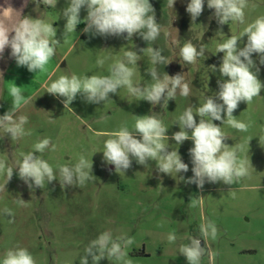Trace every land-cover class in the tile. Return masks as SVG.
I'll list each match as a JSON object with an SVG mask.
<instances>
[{
	"label": "rangeland",
	"instance_id": "1",
	"mask_svg": "<svg viewBox=\"0 0 264 264\" xmlns=\"http://www.w3.org/2000/svg\"><path fill=\"white\" fill-rule=\"evenodd\" d=\"M189 2L176 0L171 10L167 7V0H150L157 23L173 34L177 29L181 46L186 40L197 45L206 44V58H200L192 65L183 63L179 47L168 43L163 31L150 44L139 35H134L129 41L124 36L103 37L84 33L86 8L80 11L82 22L75 32L64 39L66 19L63 9L70 0H58L55 9L46 8L42 3L37 5L31 0L30 17L52 23L57 29L54 38L61 45L43 73L18 67L10 55L0 81V115L12 106L8 88L13 82L22 87L23 94L30 100L17 114L28 116L25 128L31 135L16 141L5 135L0 139V159L12 164L21 159V152L32 151L36 142L50 137L56 151L49 148L42 154H34L48 161L57 179L46 183L43 189L35 187L33 190L19 178L18 170H14L6 191L0 193V260L7 249L19 245L29 249L36 264H80L88 243L100 233L111 230L113 237L127 234L135 238V243L126 250L133 264H188L179 253V245L187 243L189 236L199 235L200 223L212 220L219 229V237L215 241L209 240L208 245L219 255L212 261L205 256L202 264H264V142L259 140L264 135V88L251 104L241 102L233 113L238 120L250 123L247 132L213 121L229 136L225 143L243 146L239 156L248 159L253 167L249 169L250 175L239 183L231 186L222 182L205 183L202 190L195 184L186 183L193 175L189 154L193 142L186 140L178 146L171 139L173 133L180 130L176 123L178 116L188 106L199 107L205 96H213L219 91L217 81L221 74L211 70L212 65L218 69L222 62L223 53L215 54L216 45L231 35H239L247 23L264 15V0H248L245 24L222 26L213 16L214 10L207 8V0L202 15L193 25L186 11ZM246 42L247 37L244 36L238 43L243 47ZM147 47L162 49V55L171 61L168 65L156 66L161 77L165 72L185 75L191 87L189 97L177 94L176 99L170 100L164 109L161 105L153 106L147 101L137 100L128 94L126 88H121L117 93H110L108 101L98 104L88 103L78 94L69 105L72 112L64 107V98L46 92L47 86L61 75H108L110 66L122 58L126 50L136 51L141 56L133 81L150 83L151 76L147 72L151 67L149 55L141 51ZM252 58L260 68L258 78L264 83V65L259 64L257 54L254 53ZM98 60L104 61L102 66ZM49 73H54L51 80ZM153 112L159 114L168 127L169 151L178 147L189 171L177 175L172 173L171 176L160 173L156 161H148L149 167L145 168L133 160L132 166L124 173H116L114 165L104 161L105 140L122 125L132 129L135 116ZM105 115L109 118L103 119ZM49 117L55 121L50 123ZM195 119L198 123L200 117L197 115ZM81 154L92 159V175L97 179L86 182L82 187L70 185L62 189L57 166H72ZM181 176L183 180L179 179ZM4 182L5 177L0 176V184ZM200 197L202 204L195 208L189 206L192 199ZM16 198L28 203L19 207L15 203ZM5 207L13 211L14 223H9L11 217L3 214ZM170 232H175L176 243H168ZM99 264L118 262L104 258Z\"/></svg>",
	"mask_w": 264,
	"mask_h": 264
},
{
	"label": "clouds",
	"instance_id": "2",
	"mask_svg": "<svg viewBox=\"0 0 264 264\" xmlns=\"http://www.w3.org/2000/svg\"><path fill=\"white\" fill-rule=\"evenodd\" d=\"M34 2L55 9L58 0ZM175 3L176 0H167V7L172 10ZM26 4L27 0L25 6ZM204 6L205 0H190L187 4L186 11L193 25H196L195 22L202 15ZM247 7L248 0H207V8L214 10L213 16L221 26L230 23L245 24ZM82 8L87 10L84 33L103 37L124 36L129 41L134 35H139L150 44L156 41L163 31L166 41L174 47H179V57L184 64L192 65L198 59L206 58V44L197 45L192 40H186L181 46L177 29L175 34L168 29H162L161 24L156 21L150 0H70L69 5L63 9V17L66 19L64 39L68 34L75 32L77 25L82 22ZM0 9L9 12L6 18L0 19V59L3 58L5 49L10 48V55L18 67H26L29 72H46L47 65L56 56V49L61 45L59 40L54 38L57 29L43 18L21 16L10 4L7 7L0 6ZM12 33L14 35H11ZM218 33L222 31L218 30ZM244 36L247 37V42L240 47L238 42ZM141 51L149 55L151 67L147 72L151 76L150 83L133 81L137 61L141 56L136 51L126 50L123 57L110 66L108 75H61L47 86L46 92L64 98V107L72 112L69 105L78 94L82 95L86 102L98 104L108 101L109 94L117 93L121 88H126L128 94L137 100L147 101L153 106L161 105L164 109L170 100L176 99L177 94L189 97L191 87L183 73L169 75L165 72L162 77L159 74L156 66L168 65L171 62L162 55V49L147 47ZM216 53H223L219 68L211 66L213 72L218 71L221 74V79L217 81L219 91L213 96H205L199 107L188 106L177 118L176 123L180 130L171 137L178 146L186 140L193 142V147L189 149L193 175L185 182L195 184L201 190L205 183L222 182L231 186L250 175V161L239 156L243 146H229L225 143L229 136L213 121H220L222 125H228L240 132H247L251 126L250 123L238 120L233 113L241 102L251 104L264 88V83L258 78L260 68L252 58L254 53L257 54L259 64L264 65V15L247 23L239 35H231L222 43H218ZM97 63L102 66L104 61L98 60ZM52 75L54 73L48 74L49 80ZM2 76L0 73V77ZM8 94L12 98V106L9 111L0 115V139L10 135L11 140L16 141L31 135L25 128L29 122L28 116L17 114L30 100L23 94L22 87L13 82L8 88ZM197 115L200 117L198 123L195 119ZM135 117L132 129L125 124L109 134L110 138L106 139L103 145L104 161L114 165L118 174L129 169L133 160L145 168L149 167L148 161H156L158 171L171 176L172 173H187L189 165L183 162L178 147L169 151V137L166 135L168 127L160 115L153 112L150 115ZM108 118L107 115L103 117ZM54 121L55 119L49 117L50 123ZM259 140L264 142V135ZM49 148L53 152L56 151V145L52 143L51 138L45 137L34 144L32 151L21 152V159L12 164L0 159V176L5 177V182L0 184V193L6 191V185L12 179L14 170H18L19 178L33 190L35 187L43 189L46 183L56 180V172L48 161L41 155L34 154H42ZM57 167L62 189L70 185L82 187L96 178L92 175L93 161L84 154H81L72 166ZM179 179L183 180L184 177ZM202 202V197L194 198L189 206L195 208ZM15 203L24 207L28 202L16 198ZM2 211L4 215L11 217L9 223L15 222L14 213L10 208L5 207ZM198 232L199 235L189 236L187 243L179 245V253L186 258L188 264H202L205 256L212 261L219 255L208 245L209 240L215 241L219 237L216 223L206 220L199 224ZM167 241L169 244L176 243L175 232L167 235ZM134 243L135 238L132 236L120 234L113 237L111 230L104 231L85 247L80 264H89V257L91 264H99L104 258L115 260L118 264H133L126 250ZM0 264H36V260L28 248L17 245L5 251Z\"/></svg>",
	"mask_w": 264,
	"mask_h": 264
},
{
	"label": "crops",
	"instance_id": "3",
	"mask_svg": "<svg viewBox=\"0 0 264 264\" xmlns=\"http://www.w3.org/2000/svg\"><path fill=\"white\" fill-rule=\"evenodd\" d=\"M30 2L31 0H27V4L25 6V0H7V3L6 0H0V6L7 7L10 4L14 10L20 12L21 16H30V12H29ZM8 15L9 12L5 11L4 9H0V19L6 18ZM16 18L18 19L19 17L17 16ZM11 35H14V33H12ZM10 52H11L10 48L5 49L3 58L0 59V73H2L5 65L8 62V59L10 57ZM0 81H1V77H0ZM0 92H1V88H0Z\"/></svg>",
	"mask_w": 264,
	"mask_h": 264
}]
</instances>
